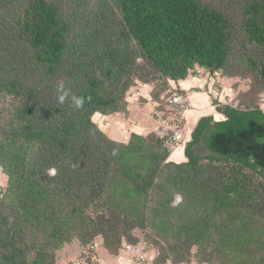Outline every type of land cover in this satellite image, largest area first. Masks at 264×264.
I'll list each match as a JSON object with an SVG mask.
<instances>
[{
    "label": "trees",
    "instance_id": "obj_1",
    "mask_svg": "<svg viewBox=\"0 0 264 264\" xmlns=\"http://www.w3.org/2000/svg\"><path fill=\"white\" fill-rule=\"evenodd\" d=\"M69 1L0 0V264H57L99 237L159 264H264V0ZM197 67L248 89L214 100L225 118L200 117L186 161L174 132L120 141L95 121L127 114L141 83L162 102Z\"/></svg>",
    "mask_w": 264,
    "mask_h": 264
},
{
    "label": "crops",
    "instance_id": "obj_2",
    "mask_svg": "<svg viewBox=\"0 0 264 264\" xmlns=\"http://www.w3.org/2000/svg\"><path fill=\"white\" fill-rule=\"evenodd\" d=\"M238 81L241 82L236 86V90L248 89V83L239 78H224L219 73L212 75L201 67H197V73L187 79L179 81L170 80V85L174 89L181 88L184 90V94L189 98L190 102L189 108L181 112L180 121H183L179 124L172 123L158 113L155 114L157 102L152 100L153 85L144 83L132 87L128 97L129 112L127 114L103 115L96 113L94 119L112 138L120 141H128L133 132L147 134L154 130L162 135H170V133L172 134L175 130L179 129L183 137L180 142L172 147L170 159L177 162L186 161L185 146L191 139L193 129L198 120L200 117L210 114L214 115L215 119H224V114L217 109V104L214 103V100L218 99L217 95L220 92L229 91L228 93L232 94L234 89L232 85L237 84ZM198 97H202L199 103L196 102ZM262 97L264 101V94ZM204 105H207V107ZM261 105L264 108V103H261ZM147 106L151 107L148 112L150 118L153 119L152 125H154V127L149 129L144 126V122L141 120V115L145 112L144 107ZM97 242L98 244L94 247L93 251L89 250L94 264H141L139 259L128 253L125 248L115 255L110 253L102 244V237H99ZM141 245L144 246V244ZM84 248L77 241L66 244L58 252L57 264H67L72 258H74L72 264H89V261L82 257Z\"/></svg>",
    "mask_w": 264,
    "mask_h": 264
},
{
    "label": "rangeland",
    "instance_id": "obj_3",
    "mask_svg": "<svg viewBox=\"0 0 264 264\" xmlns=\"http://www.w3.org/2000/svg\"><path fill=\"white\" fill-rule=\"evenodd\" d=\"M70 1H71V4L74 5V1L73 0H70ZM242 81L248 82V80L247 81L246 80H242ZM240 82L241 81H238L237 84L231 83V84H233L232 86L234 87L236 100H238L237 99L238 92H236L237 91L236 90V86ZM153 87H154V85H153ZM176 91H178V90L174 89L171 85L169 86L167 91H165L164 94H163L162 102H160V103L157 102L156 107H155L156 108L155 114L158 113L159 115L163 116L165 119L170 120L171 122L179 124V123H182L183 120L180 121L181 117L179 118V114H178L177 109L175 108V106L170 101ZM201 98L202 97H198L196 102L199 103L201 101ZM217 98H218V95H217ZM262 103H264L263 99H262ZM204 106L207 107V105H204ZM150 108H151L150 106L144 107L145 112L141 115V120L144 122V126L148 127V129L154 127V125H152L153 124V122H152L153 119L150 118L149 112H148V110ZM203 110H205V109H203ZM7 179H8L7 175L2 171V168L0 167V190L6 187ZM137 234L139 236H141V238H143L144 235H145V232L143 230L137 229ZM77 242H78V240H77ZM86 248H84V251L82 252V254H83L82 257H84L87 261H89V264H94V262H93V260L91 258L92 255L89 253V248H87V249ZM124 248L126 249V245H124ZM146 249L156 250L154 247H151V246L146 247ZM85 250H87L88 252L85 251ZM73 262H74V258L70 259L69 262H67V264H72Z\"/></svg>",
    "mask_w": 264,
    "mask_h": 264
},
{
    "label": "built area",
    "instance_id": "obj_4",
    "mask_svg": "<svg viewBox=\"0 0 264 264\" xmlns=\"http://www.w3.org/2000/svg\"><path fill=\"white\" fill-rule=\"evenodd\" d=\"M228 92H220L218 94V99L221 101V103L224 102L228 104L232 101V96H230L231 93ZM171 101L178 105L181 111L188 109L190 106L189 98L186 95L180 94L178 91L174 93ZM182 137V132L177 129L174 131V135L168 139L167 143L170 146H174L182 140ZM180 200L181 197L177 196V202ZM126 250L128 253L138 258L141 264H159L156 261V257L158 256L159 252L156 250H146L145 246L141 244H126Z\"/></svg>",
    "mask_w": 264,
    "mask_h": 264
},
{
    "label": "clouds",
    "instance_id": "obj_5",
    "mask_svg": "<svg viewBox=\"0 0 264 264\" xmlns=\"http://www.w3.org/2000/svg\"><path fill=\"white\" fill-rule=\"evenodd\" d=\"M57 92L60 93V95L58 96V100L60 103H63L66 98L68 97V92L65 91V86L63 84V82H61L59 85H58V88H57ZM72 100H73V103L75 105V107L79 108L83 105V99L82 98H79V97H76V96H73L72 97ZM51 175H54L55 174V170H51L50 173Z\"/></svg>",
    "mask_w": 264,
    "mask_h": 264
},
{
    "label": "water",
    "instance_id": "obj_6",
    "mask_svg": "<svg viewBox=\"0 0 264 264\" xmlns=\"http://www.w3.org/2000/svg\"><path fill=\"white\" fill-rule=\"evenodd\" d=\"M216 120H222V119H216Z\"/></svg>",
    "mask_w": 264,
    "mask_h": 264
}]
</instances>
